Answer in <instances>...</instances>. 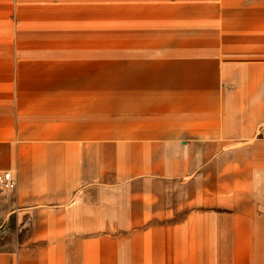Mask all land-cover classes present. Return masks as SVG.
Here are the masks:
<instances>
[{
	"label": "crops",
	"instance_id": "0c3cea01",
	"mask_svg": "<svg viewBox=\"0 0 264 264\" xmlns=\"http://www.w3.org/2000/svg\"><path fill=\"white\" fill-rule=\"evenodd\" d=\"M88 2L19 0L72 38L93 34ZM226 7L215 30L151 49L0 47V172L17 181L0 191V264H112L122 238L95 232L173 215L164 185L198 177L205 197L264 168V0ZM137 241L135 262H173L168 239Z\"/></svg>",
	"mask_w": 264,
	"mask_h": 264
},
{
	"label": "rangeland",
	"instance_id": "374dc122",
	"mask_svg": "<svg viewBox=\"0 0 264 264\" xmlns=\"http://www.w3.org/2000/svg\"><path fill=\"white\" fill-rule=\"evenodd\" d=\"M237 3L238 8L246 9L247 0H89L88 13L94 14V18L90 17L93 34L89 30L90 36H82L81 31L74 30L71 32L75 33V38H72L71 33L62 32L66 23L58 21L50 23L56 27V31L50 33L49 21L36 20L39 8L35 5L0 0V47L58 46L60 42L61 45H106L122 51L151 49L165 46L170 37L184 42L196 40L195 34L202 31L215 30L213 24L226 19V4ZM55 6L50 5L51 12ZM238 15L235 25L241 30L246 16ZM20 17L29 20H19ZM43 23L44 29L49 31L46 36L38 34ZM234 178L208 187L205 197L198 190V177H186L173 186L164 185L160 190L164 198L174 192L171 194L175 203L173 215L152 211L149 222L141 227L111 233L100 231L95 232V236L109 233L112 238H122L121 246L117 243L114 248L116 253H121L120 260L116 256L112 264H140L133 260L135 255L130 254L133 252L130 244L138 243L137 239L142 237L168 239L173 243V262L160 260L158 264H264V168L257 167L251 177H239L238 183ZM146 184L152 185L143 183ZM150 186L142 191L159 190ZM166 199L161 208L166 209ZM157 226L161 228L153 229Z\"/></svg>",
	"mask_w": 264,
	"mask_h": 264
},
{
	"label": "built area",
	"instance_id": "2783aa9c",
	"mask_svg": "<svg viewBox=\"0 0 264 264\" xmlns=\"http://www.w3.org/2000/svg\"><path fill=\"white\" fill-rule=\"evenodd\" d=\"M17 188V181L11 172H0V191L13 192Z\"/></svg>",
	"mask_w": 264,
	"mask_h": 264
}]
</instances>
